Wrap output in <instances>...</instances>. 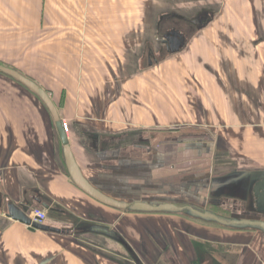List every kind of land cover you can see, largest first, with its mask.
I'll return each mask as SVG.
<instances>
[{"label":"crops","instance_id":"1","mask_svg":"<svg viewBox=\"0 0 264 264\" xmlns=\"http://www.w3.org/2000/svg\"><path fill=\"white\" fill-rule=\"evenodd\" d=\"M179 3L0 0V63L61 102L74 157L106 195L222 214L210 203L264 220L252 191L264 180V16L254 18L264 0L202 6L212 19L170 53L158 38L172 28L157 20L194 8ZM5 76L0 264H264L259 227L118 210L85 194L67 173L47 108ZM11 204L27 216L43 209V224L61 231L30 230L7 216Z\"/></svg>","mask_w":264,"mask_h":264},{"label":"water","instance_id":"2","mask_svg":"<svg viewBox=\"0 0 264 264\" xmlns=\"http://www.w3.org/2000/svg\"><path fill=\"white\" fill-rule=\"evenodd\" d=\"M169 41L168 49L170 52H176L180 49L182 45V36L178 31H172L164 35V42ZM0 72L3 74L15 79L34 94L38 96V98L45 105L47 110L49 111L52 120L54 122V127L59 138L62 156L64 159V164L67 170L68 175L70 176L72 182L85 194L95 199L96 201L105 204L107 206L117 208V209H129L131 211L136 212H150V213H170V212H182L189 211L191 214L206 220L215 221L224 226H253L259 227L264 232V220L259 219H248V218H232V217H223L217 215L214 212L209 210H205L202 208H198L189 204H174L169 202L164 203H147L142 201H136L132 203L122 202L115 198H112L95 186L91 184V182L83 175L71 148L67 133L64 129V123L60 118L58 109L51 98L50 94L44 90L40 85H38L32 79L22 75L15 69L8 67L4 64L0 63ZM253 195L256 198L257 210L258 212H264V180L257 181L252 188ZM7 216L13 220L19 221L23 224L28 225L30 230H43L58 233L61 230L55 227H50L45 224H38L35 222H31L29 216L24 214L14 205H8V213Z\"/></svg>","mask_w":264,"mask_h":264},{"label":"flooded vegetation","instance_id":"3","mask_svg":"<svg viewBox=\"0 0 264 264\" xmlns=\"http://www.w3.org/2000/svg\"><path fill=\"white\" fill-rule=\"evenodd\" d=\"M211 16H213V13L208 12L205 9L195 10V11H188L187 14L185 11H177V12H168L165 16L159 15L158 22L162 23V25H166L168 27H171L172 30L165 31L159 36V43L160 45H163L166 49H168L169 41L164 42V35L165 33H170L172 31H178L183 38H185V35L189 33L190 28L193 26H197L199 24H202L203 22L207 20H211ZM169 51V49H168Z\"/></svg>","mask_w":264,"mask_h":264},{"label":"rangeland","instance_id":"4","mask_svg":"<svg viewBox=\"0 0 264 264\" xmlns=\"http://www.w3.org/2000/svg\"><path fill=\"white\" fill-rule=\"evenodd\" d=\"M180 1H182V4L179 3V6H186L188 3H189L191 6L194 5V8H193L192 10H189V11L200 10V9L203 8L202 6H207V4H211V5H213L214 7H217V3L219 2V0H180ZM183 10L186 11V9H183ZM183 10H179V11L181 12V11H183ZM263 16H264V15L261 14V13H254V18H255L256 20L263 19ZM188 34H189V33H187V35H185V37H187ZM5 77H7V76H5ZM7 78H9V77H7ZM137 133L141 135L142 139L140 138V140L143 141V137H144V135H145V131H144V130H140V131H138ZM145 136H146V135H145ZM147 137H149V135H147ZM241 185H242V184H241ZM247 192H248V191H247ZM247 192H246V190H245L244 193H247ZM246 203H247V204H246V207H249V208H253V209H254V201H253V199H252L251 197H249V200H247ZM224 206H225V207H229V205H224ZM224 206H222V207H224ZM231 206H232V205H231ZM221 211H222L223 215H228V216H230L229 212L226 211L225 208H224L223 210H221ZM223 215H222V216H223ZM224 217H226V216H224ZM230 217H231V216H230ZM232 218H236V217H232ZM254 229H256V228L254 227Z\"/></svg>","mask_w":264,"mask_h":264},{"label":"trees","instance_id":"5","mask_svg":"<svg viewBox=\"0 0 264 264\" xmlns=\"http://www.w3.org/2000/svg\"><path fill=\"white\" fill-rule=\"evenodd\" d=\"M207 21H209V20H207ZM170 52V51H169ZM170 53H172V52H170ZM32 92V91H31ZM33 93V92H32ZM34 94V93H33ZM37 98H38V96L36 95V94H34ZM39 99V98H38ZM40 100V99H39ZM41 101V100H40ZM54 101V100H53ZM42 102V101H41ZM54 103H55V105H56V107L58 108L59 106H61V102L58 104L57 102H55L54 101ZM45 106V105H44ZM208 208H210V209H214V210H216V211H218V212H221L222 213V211L221 210H223V208H221V206L219 207V206H216V205H213V204H208V206H207ZM116 209V208H115ZM118 210H121V209H118ZM131 211V210H130ZM215 211V212H216ZM132 212H136V211H132ZM150 213V212H149ZM164 213H167V212H164ZM170 213H178V212H170ZM180 213H182V214H184V215H186V216H190L192 219H195V220H198V221H203V222H209V223H211L212 225H217V226H219V227H222V228H227V229H253L254 227H251V226H224V225H221V224H219V223H217V222H215V221H212V220H206V219H202V218H199V217H197V216H195V215H193V214H191L189 211H187V210H185V211H183V212H180ZM220 214V213H219ZM223 214V213H222ZM222 214H220V215H222ZM223 216H226L227 218H229V216L228 215H223Z\"/></svg>","mask_w":264,"mask_h":264},{"label":"built area","instance_id":"6","mask_svg":"<svg viewBox=\"0 0 264 264\" xmlns=\"http://www.w3.org/2000/svg\"><path fill=\"white\" fill-rule=\"evenodd\" d=\"M64 129L67 131V125L64 122ZM32 216H30L31 222H35L38 224H43L44 221L46 220V213L43 209L41 208H34L32 210Z\"/></svg>","mask_w":264,"mask_h":264}]
</instances>
